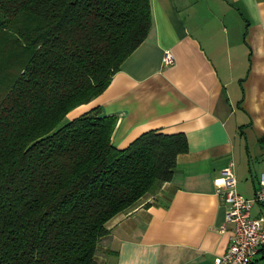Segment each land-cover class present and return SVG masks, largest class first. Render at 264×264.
I'll return each mask as SVG.
<instances>
[{
	"label": "trees",
	"instance_id": "trees-1",
	"mask_svg": "<svg viewBox=\"0 0 264 264\" xmlns=\"http://www.w3.org/2000/svg\"><path fill=\"white\" fill-rule=\"evenodd\" d=\"M150 26V0H0V264H102L106 221L171 178L183 132L117 147L115 115H67Z\"/></svg>",
	"mask_w": 264,
	"mask_h": 264
},
{
	"label": "crops",
	"instance_id": "crops-1",
	"mask_svg": "<svg viewBox=\"0 0 264 264\" xmlns=\"http://www.w3.org/2000/svg\"><path fill=\"white\" fill-rule=\"evenodd\" d=\"M151 26L108 85L72 117L98 105L113 114L110 140L183 132L174 172L132 209L110 217L96 245L102 264H218L232 234L214 192L231 162L236 190L254 194L264 172V0H150ZM170 50L171 64L162 53ZM251 214L264 216V202ZM224 224V230L218 228Z\"/></svg>",
	"mask_w": 264,
	"mask_h": 264
},
{
	"label": "built area",
	"instance_id": "built-area-1",
	"mask_svg": "<svg viewBox=\"0 0 264 264\" xmlns=\"http://www.w3.org/2000/svg\"><path fill=\"white\" fill-rule=\"evenodd\" d=\"M163 64H171L173 55L168 49L162 53ZM222 185L215 194L227 204L225 221L231 223L232 234L225 251L213 258L218 264H251L258 250L264 247V216L252 215L254 203L264 202V172H260L254 194L246 197L236 190V178L231 162L220 169ZM222 224L218 229L224 230Z\"/></svg>",
	"mask_w": 264,
	"mask_h": 264
},
{
	"label": "rangeland",
	"instance_id": "rangeland-1",
	"mask_svg": "<svg viewBox=\"0 0 264 264\" xmlns=\"http://www.w3.org/2000/svg\"><path fill=\"white\" fill-rule=\"evenodd\" d=\"M138 200L140 201L141 199H138ZM138 200L135 201L132 205H130L129 208H127L126 210H123V211H128V210L132 209V206H133L136 202H138Z\"/></svg>",
	"mask_w": 264,
	"mask_h": 264
}]
</instances>
